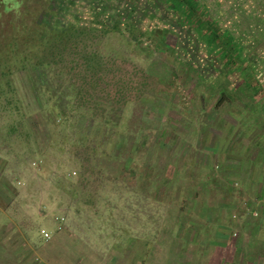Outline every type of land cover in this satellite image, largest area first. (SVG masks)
Segmentation results:
<instances>
[{
  "label": "rangeland",
  "instance_id": "374dc122",
  "mask_svg": "<svg viewBox=\"0 0 264 264\" xmlns=\"http://www.w3.org/2000/svg\"><path fill=\"white\" fill-rule=\"evenodd\" d=\"M123 1L55 0L62 18L75 17L83 30L74 68L67 57L58 64L42 59L39 69L18 57L13 73L0 70V264H204V226L190 224H204V173L192 163L193 149L204 148L206 137L258 135L264 0H209L221 4L219 16L233 17L248 46L250 61L238 60L231 71L218 55L232 20L215 22L213 45L207 26L214 12L204 17V0L195 6L184 0L181 10L174 3L182 22L169 7ZM190 5L203 14L202 27L192 25ZM121 16L125 22L113 27ZM34 44L30 52L41 56L53 43ZM214 62L221 74H214ZM86 63L97 70L95 87L84 83ZM82 93L103 105L77 101ZM83 159L90 160L91 188L83 193L90 203L76 213L51 182L54 174L76 180ZM57 215L66 219L60 232ZM41 228L50 231L48 242ZM3 251L34 254L11 259Z\"/></svg>",
  "mask_w": 264,
  "mask_h": 264
},
{
  "label": "crops",
  "instance_id": "0c3cea01",
  "mask_svg": "<svg viewBox=\"0 0 264 264\" xmlns=\"http://www.w3.org/2000/svg\"><path fill=\"white\" fill-rule=\"evenodd\" d=\"M219 66L213 63L215 75ZM260 123L253 125L254 130H259L258 135L251 132L247 137H239L234 131L227 138L206 137L201 143L204 148L193 149L197 157L192 163L199 165L198 169L204 173V196L200 200L204 224H197L198 221L190 224L204 226V264H220L221 260L230 264V259L234 261L231 264L264 261V122ZM215 168L218 173L214 172ZM232 183L238 184V188ZM241 199L250 202L246 205ZM230 210L237 216L234 220L228 214ZM232 231L238 232L236 239L232 238ZM3 252L11 259L34 254Z\"/></svg>",
  "mask_w": 264,
  "mask_h": 264
},
{
  "label": "trees",
  "instance_id": "16d2710c",
  "mask_svg": "<svg viewBox=\"0 0 264 264\" xmlns=\"http://www.w3.org/2000/svg\"><path fill=\"white\" fill-rule=\"evenodd\" d=\"M183 1L184 0H147L145 1L144 7L147 9L148 6L153 4H154L153 5L154 9L156 8L157 10L162 8L166 9L167 7H169L171 11H173V13L176 15V18L179 19L178 22L179 21L182 22V19L179 16L178 12L176 11V8L173 7V4L175 3L176 5H178L179 7L178 9H180L183 8L182 7ZM198 1L200 0H193L192 3H194V6L197 3H199ZM259 1L261 2L262 0ZM31 3L34 4L35 7L31 6ZM147 3L150 4L146 5ZM219 5L221 4L215 1L213 2V4H210L209 0H204L203 14L204 17L208 16L209 18L210 16L209 13H211L212 11L214 12V16H210V19L213 21V23L209 21L211 23H209L210 25L207 26L209 27V30L212 31L213 29H215V22L223 21V23H226L227 20H232L230 21L229 26H224V29L228 31V36L230 37V40H228L229 42L225 41V43L224 42L222 43L223 48H220L222 51L219 50L220 55H218L222 59H225L227 61V63H225L224 64L225 66L223 67L227 71H231L233 69L232 67L237 66L236 64L238 60H242L245 62L247 61V63L250 61L246 57L247 54L244 51L245 47L248 46L246 40L243 39V37L239 34L240 27H238L237 24L234 23L232 19L233 17H230V15H228V19H227L225 17H221L222 15L219 16L217 14L216 11L219 10ZM32 7H34L33 12L30 11ZM130 7L133 8L134 4L130 3V5H128V8L131 9ZM196 7H192L191 5L188 7L190 8L189 17L191 16L193 22H195V24L192 25H197L198 27L199 26L202 27L203 24L201 22L198 23L197 21L202 18L203 14L197 11ZM149 11L150 10L147 11L145 10L144 12L146 13L144 14H147V12ZM148 16H149L148 18L150 19L153 20L158 19L160 22L164 23V20L160 19L161 16L150 15V13L148 14ZM223 18L225 19L223 20ZM124 20L125 17L121 16L119 19H117L115 24L113 23V27L118 28L117 24L118 23L121 24L125 22ZM64 22H66L64 25L66 29H61L59 31L60 33H58L59 36L55 37L56 32H58L57 27L58 26L62 27L63 26L62 23ZM78 23L79 22L73 16L70 17V19L68 20L67 19L64 20L62 18V15L60 14L59 7L55 3V0H18L15 1L14 3H11L10 0H0V70L3 72L4 75L5 73L7 74L13 73L15 68L13 61L16 60L18 57H20L24 62H30L31 66L36 69H39L46 64L45 62H42V59L45 60L47 57L53 60L50 63L55 62L57 64L64 62V58L67 57L70 59L72 63L71 67L74 68L73 67V64L75 63L74 58L76 57L77 54V52L75 51L78 49V46L76 44L77 41L76 39L83 31L82 30L79 33ZM247 23L249 25L250 22L248 21ZM181 25L187 26V24L184 23H182ZM188 26L190 27L191 25ZM205 27L206 26L204 23V28ZM192 28L194 29L197 27H192ZM83 29L85 30V28ZM194 30L196 32V29ZM244 31H246V29H244ZM213 32H214L213 35H211L212 36L211 42L213 43V45L214 44L216 45V43H218L219 40V35L217 30H214ZM71 35H74V37ZM61 36L62 37L67 36L68 41L65 42V40L61 38ZM31 43H35L34 45L38 43H40L41 45L49 44V43H53V44L46 49V55L39 56L40 53H37L39 50H34L35 52L32 53L30 52L32 49ZM83 73H84L83 77H85L84 83L93 85L95 87L96 81L97 83L99 81L98 77L94 78L93 76L97 73L95 67L92 64L86 63ZM78 100L79 101L82 100L89 105L90 103H92L93 106L103 105L104 102L103 99L90 100V96L88 93H82L78 97L77 101ZM89 165H90V160L83 159L80 167L81 172L76 180L69 179L70 177L65 174H62L60 176L54 174L52 176L51 183L55 188V190L57 191L56 193H58L60 196L68 197L72 205V206L70 205V208H74V211H76V213L80 211L81 206L85 207V205H88L90 203V201H88V198L84 199L83 197L87 195V194L83 195V193H88L91 188L89 179L92 176V174H91V167H89Z\"/></svg>",
  "mask_w": 264,
  "mask_h": 264
},
{
  "label": "built area",
  "instance_id": "2783aa9c",
  "mask_svg": "<svg viewBox=\"0 0 264 264\" xmlns=\"http://www.w3.org/2000/svg\"><path fill=\"white\" fill-rule=\"evenodd\" d=\"M32 166L35 168L36 172L39 171V166L37 165V163L33 162ZM74 174L75 173H73V175ZM18 184L21 185V183H18ZM53 220H54V223H55L56 231L60 232V231H63L65 229L66 219H65L64 216L57 215V216L54 217ZM40 234H41L44 242H48L51 239V234L45 229H42L40 231Z\"/></svg>",
  "mask_w": 264,
  "mask_h": 264
}]
</instances>
